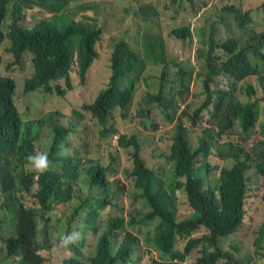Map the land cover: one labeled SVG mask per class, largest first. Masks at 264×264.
Returning a JSON list of instances; mask_svg holds the SVG:
<instances>
[{
  "label": "trees",
  "instance_id": "trees-1",
  "mask_svg": "<svg viewBox=\"0 0 264 264\" xmlns=\"http://www.w3.org/2000/svg\"><path fill=\"white\" fill-rule=\"evenodd\" d=\"M76 1L0 0V42L6 33L3 29L4 21L11 10L13 18L8 32H11L12 50L17 58L23 51L32 54L35 71L27 78V88L32 92L44 89L50 80L66 75L71 56L80 61L81 74L84 77L87 67L96 56L94 43L100 33L98 19L92 16H86L85 19L69 18L66 10ZM211 1L215 22H212L210 32L214 30L216 23L230 26V17L233 18L231 10L237 9V6L220 7L217 0ZM167 5L181 9L183 0H168ZM33 6L47 9L53 15L26 27L20 22V13L23 9ZM141 12L146 22L151 21V14H158L151 4L142 7ZM236 17H240L243 23H249L252 15L250 11L242 15L238 10ZM180 27L190 30L187 24ZM147 29L153 32L151 27ZM76 43L79 47L73 46ZM253 43L257 47L258 56L256 76L264 93V30H256ZM201 45L198 51L202 58L200 65L205 73L203 84L207 95L202 100L189 102L190 109L198 106L192 116L193 123L196 124L199 117L216 120L221 124L219 136L225 133L227 128H232L241 134L238 144H264V96L263 100L248 98L243 102L236 93L238 78L243 75V63L246 61L245 54L242 53L245 40L230 36L219 41L214 39L212 33L208 40H201ZM130 54L124 43L118 45L113 62L111 61V87L100 97H96L89 108L102 124L110 119L116 107L120 108L123 117H127L132 107L138 81L122 80L126 71L125 62ZM212 55H216L214 66L210 63ZM0 67V206L5 201V195L9 198V202L5 204L8 209L7 220L3 222L0 215V229L6 232L1 238L5 255L16 258L20 254L21 258L15 264H58L64 258H68L65 264H125L124 261L118 263L117 256L110 253L111 229L106 230L99 239V227L93 216L94 205L99 201L102 188L106 189L105 179L113 168L102 165L98 160L91 161L88 156L80 157L74 154L70 160L62 157L61 170L53 151L48 149L45 143L46 136L43 132L27 126L22 119L16 102L17 81L9 68L6 74L3 72L1 53ZM222 77L226 78L227 82ZM180 85L185 94L190 93L191 88L186 84V80L180 82ZM24 88L28 92L26 86ZM247 93L250 96L255 94L253 85H248ZM115 131L110 127L104 133ZM56 138L58 135L54 140ZM159 139L165 144L140 142L137 135L131 138L122 136L120 144L132 147L130 160L133 162L131 168H124L123 171L128 179L133 180L134 185L143 189L146 194H152L163 179L148 165L142 150L147 146L152 149L161 147L173 164L169 175L175 171L187 187L194 210L189 218L191 231L203 225L208 234L190 239L182 252L160 250L161 257L154 258V264H181L174 259L185 260L187 254L198 245L202 246V255L193 264H218V259L228 252L218 247L212 250L211 247L216 246L218 241L226 236L233 239L234 246L237 244L235 239L246 231V220L252 215V208L246 201L252 177L247 172L254 167L258 174L264 175V149L261 153H256L259 161L252 164L254 159L242 146L229 142L230 156L234 164L229 168H222L218 175H214L212 164L208 161L211 146L204 147L205 136L199 138L198 146L194 147L189 129L183 122L178 121L174 129L166 124L164 136H160L158 141ZM38 141L42 143L39 145ZM61 144L68 145L63 140ZM51 146L53 147V140ZM37 148H41L48 155L49 166L43 173L35 169L30 170L26 166L28 157L33 155L32 152ZM217 157H223L222 150ZM86 187L87 194L83 197L82 190ZM27 194H31L32 202L27 201ZM205 195L208 196V209L204 206ZM12 203H15V209L12 208ZM158 207L160 213L165 215L163 206ZM15 214V235L10 236L8 225L11 216ZM75 222L82 223L83 229L75 227ZM73 233L80 235L70 243L65 244L58 239V236ZM259 233L264 235V225L257 230L256 235ZM94 235L97 242L99 239L97 255L92 259L88 257L83 260L84 263L73 260L84 251L88 237L93 238ZM133 244L132 238L122 243L118 253L121 260L128 259ZM255 246H258V239ZM68 249L73 253L71 257ZM42 250L47 252V262L41 254ZM244 264H257L255 255L248 256Z\"/></svg>",
  "mask_w": 264,
  "mask_h": 264
},
{
  "label": "rangeland",
  "instance_id": "rangeland-1",
  "mask_svg": "<svg viewBox=\"0 0 264 264\" xmlns=\"http://www.w3.org/2000/svg\"><path fill=\"white\" fill-rule=\"evenodd\" d=\"M148 4L156 8L158 14H151V21L146 22L144 21V14L141 12V8L148 6ZM167 4L168 0H79L72 2L66 10L68 17L74 19H85L86 16L96 17L103 33L97 43L99 58L89 70L85 83L81 82L78 68L75 64L71 72L74 87L64 96L58 95L56 92H47L44 89L26 92L24 82L35 71L31 60L32 54L30 53V55L27 52L20 63H14L15 53L12 50V46L10 47L7 37L1 46L3 72L5 73L9 68V71L17 81L16 102L21 111L22 119L25 122L41 120L47 113L53 112L56 121L69 132L70 139L67 140V144H72L71 150L74 148L78 149L82 153H86L91 161L98 160L102 165L113 168V170L109 171L108 177L112 182L117 183L115 188L119 193L114 199L116 205H109L101 211L100 219L107 220L114 216H120L126 222L134 219V223L131 226L127 225V228L131 229L140 239L141 246L134 258L127 264H150L152 259L161 257V254L158 244L149 234V231L154 230L159 221L157 219L148 222L143 221L146 212L150 208L145 205L143 198L138 195L139 192L134 188L133 180L128 179L123 171L124 168H131L133 162L130 160L132 147L120 146L122 136L131 138L137 135L140 142H159V144L164 145L165 142L160 141V139L158 141V138L164 136L165 125L167 124L169 128L174 129L175 124L180 121L189 129L192 144L197 147L198 139L206 136V130L210 129L212 145L208 161L212 164L214 175H218L222 168H229L234 164V160L230 156L231 148L228 145L229 142L242 146L254 159V161H251L253 162L252 164H256L259 161L256 153H261L264 149V144L254 146L251 143L238 144L241 134L238 131H233L232 128H227L225 133L219 136L215 124L211 123L208 118L199 117L196 124L193 123L192 116H194L198 106L195 105L190 109L188 104L189 102L202 100L207 95L203 84L205 73L200 65L202 58L198 50L202 46L201 40L209 39L210 28L205 26V23L209 19L212 20V16L215 14L204 12L199 15V12L190 11L187 8L175 9V7ZM52 15L47 9L42 10L37 6H33L21 11L20 22L26 27H31L37 21L50 18ZM12 18V11L10 10L3 24V29L6 33L9 31ZM190 19L193 20L192 22L196 27L205 26L206 28L198 29L194 36H190L186 40H177L170 36L171 29L190 23ZM146 27H151L154 32H161L163 39L171 47V49H168L170 63L166 68L169 81L166 84V88L174 93V95H168V98L173 100L172 106L167 108L156 102L147 103V96L159 91L161 75L164 69L162 64L154 65L151 62H147L138 81L132 107L127 117H123L120 108L116 107L112 111L110 119L105 124H102L85 106L92 103L100 90L108 84L111 75V54L116 41L124 38L130 42L134 49L142 50V34ZM216 27V39L219 41H223V38L224 40L227 39L230 35L245 39L244 33L236 29L233 20L228 27H222L219 23H217ZM177 64H181L187 72L186 84L191 88L189 94L183 92L179 83L177 74L179 65ZM250 78L238 83L236 86V93L243 102L248 98L252 99L246 91V85L250 82ZM222 79L227 82L226 78L222 77ZM60 83L65 87L64 81H60ZM255 85L258 87L255 98L260 99L263 92L259 88L257 81H255ZM177 93L180 95H177ZM110 127H113L116 131L105 134L104 131ZM41 132L46 136L45 143L48 149L53 151L54 156L59 155L60 152L62 156L64 154V151H62L64 146L54 141L53 147L51 146L52 136L45 126L41 128ZM115 136H117V140H115ZM41 143L38 141L39 145ZM221 150L223 151V157L218 158L217 155L220 154ZM68 153L69 151L65 155L68 156ZM142 154L155 173L165 180L173 164L165 156L163 149L161 147L152 149V147L147 146L143 148ZM58 161H62L61 157L58 158ZM67 162L66 160L65 163ZM26 166L30 170L34 169L30 162L26 163ZM61 166L63 167V163H61ZM247 174L252 177L246 196L247 204L252 208V215L246 220V231L235 239L236 245L233 246V239L226 236L221 238L217 245L212 246L211 249L214 250L218 247L223 251L230 252L234 259L242 264H244L248 256L254 254L257 264H264V235L262 233L256 235L257 230L264 225V176H259L254 167L250 168ZM166 189L169 198L175 206L176 220L181 222L190 218L194 210L183 190L177 189L172 195L171 190L168 187ZM86 194L87 187L82 190V196L85 197ZM1 197L2 195L0 194ZM27 201L32 202L31 194H27ZM8 202L9 198L5 195V201L0 206V215L3 222L7 220L6 211L8 209L5 204ZM11 205L15 209V203ZM12 211L14 210L12 209ZM16 216L17 214L12 215L9 225L6 224L11 231L10 236L15 235ZM74 226L80 229L84 227L80 222H75ZM118 234L121 236L123 231H118ZM205 234H208V230L202 225L189 234L184 236L177 235L174 243L175 251H184L185 245L190 239L199 238ZM2 235V229H0V248L2 247ZM58 239H61V236H58ZM256 239H258L257 247L255 246ZM96 242L97 237L95 235L93 238L88 237L87 246L80 255L81 260H86L95 252ZM68 251L71 257L73 253L70 249ZM41 254L47 262L48 255L46 250H42ZM201 255L202 246L198 245L187 254L185 260L180 261L177 259L174 261L181 264H193ZM66 259L68 258L60 260L58 264H65ZM19 260L20 258L18 257L13 258L9 262L15 264ZM219 262L220 264H225L228 262V257L220 259Z\"/></svg>",
  "mask_w": 264,
  "mask_h": 264
},
{
  "label": "clouds",
  "instance_id": "clouds-1",
  "mask_svg": "<svg viewBox=\"0 0 264 264\" xmlns=\"http://www.w3.org/2000/svg\"><path fill=\"white\" fill-rule=\"evenodd\" d=\"M217 3L220 7H224V6L230 7V5L237 6V9L235 10L230 9L232 12V16H233V18L232 17L230 18H231V22L233 20V22L235 23L236 29L239 30L240 32H243L245 35V39H242L239 36H236V37L240 38L241 40H245V48L242 53H244L246 57V61L245 63H243V73H242L243 75L242 77L238 78V80L240 83L242 81L249 79L250 77H253V78H250L249 80L250 82L246 85V91H247V87L249 84L253 85L255 88V94L252 95L251 97H252V100H257L258 98H255V96L257 94L258 87L255 85V81L258 82L259 88L261 90L262 88L260 86L258 77L256 76V70L258 67V56H257V47L253 43V40L256 34V30L257 31L264 30V0H217ZM212 5H213V2L211 0H183V7L181 9L187 8V10L199 12V15H202V13L204 12H211L212 14H214L213 11L211 10ZM250 8H253V9L250 10ZM238 10L241 11L242 15H244L247 11H250V15H252L251 21L249 23H243L240 17H236V13ZM212 17H213L212 20L210 19L207 20V22L205 23V26L210 28L212 22H215L214 16ZM190 21L191 22L187 24L190 26V30H186L181 27H176L170 30V36L177 40H186L190 36H194L197 33L198 29H202L200 27H196L192 22L193 20L190 19ZM216 26H217V23H216ZM220 26L223 27L226 25L220 24ZM216 28L217 27H214V30L209 33V37L213 33L214 39L216 38ZM99 31H100L99 37L94 43V50L96 52V56L93 58L90 65L87 67L84 77H82V74H81L80 61L76 59L74 56H71L70 67L68 69L67 74L64 75L63 77L50 80L48 85L44 86L45 91L50 92V93L56 92L58 95L64 96L69 90H72L74 86L72 82L73 80H72L71 72L75 64L77 65L78 75L80 77L81 82L85 83L88 77L89 70L91 69L95 61L99 58V52L97 50V43L101 39V36L103 33L101 27L99 28ZM10 33L11 32H7L3 34V38L0 42V53H1V46L6 37L9 40L10 47L12 46V39H11ZM230 36H235V35H230ZM121 43H124L131 53L129 58L125 62L126 71H125L124 76H122V80L123 81H139L143 68L147 62H151L154 65L162 64L164 69L161 75L159 91L157 93L149 94L146 98V101L147 103L156 102L160 105H164L167 108L171 107L173 100L171 98H168V95H171V94L174 95V93L172 92V90H167L166 88V84L169 82L167 79L168 74H167L166 68L169 66V63H170V60L168 58V49H171V47L168 46L167 42L163 39L161 32H154V31L150 32L146 27L143 30V34H142V45H143L142 50L134 49V47L130 44V42L124 38H122V40H117L115 44L116 47L115 48L113 47L112 54H111L112 62H113V56L116 51V48ZM73 46L79 47L78 43L74 44ZM213 47H214V44H213ZM26 53L23 51L19 58L14 56V63H20ZM215 57L216 55H212L210 59V63L212 66H214L215 64ZM31 60H32V55H31ZM177 65H179V70L177 74L179 76V83H180L186 80L187 72L185 71V68L181 66V64H177ZM110 69H111V65H110ZM28 81L29 79H26L24 82V86H26V88H27ZM60 81H64L65 87L60 83ZM110 87L111 85H110V78H109L107 86L104 87L102 90H100L97 97H100ZM27 90L28 92H32L28 88ZM177 95L179 94L177 93ZM263 96H264V93H262V97L260 99L263 100ZM93 103L94 101L90 104H87L86 108L89 110V108H91ZM211 123L215 124L217 128V134L219 135L221 124L217 122L216 120L211 121ZM26 124L27 126L33 129H39V130H41V128L45 126L47 128V131L51 133L52 140L57 144L62 145L61 140L67 143V140L70 139L69 132L66 131V129L56 121V118L53 112L47 113L41 120H33L30 122H26ZM56 135H58V138L54 140V137ZM115 140H117V136H115ZM71 145L72 144H68L65 146L62 145L64 146V149L62 150L64 151V154L61 156V152H60L59 155L55 156L56 162L61 170H63L62 169L63 167L61 166L62 161L59 162L58 158L61 157L62 159V157H65L70 160L71 156L74 154H77L80 157L88 156L86 153H82L78 149L74 148L73 150H71L72 149ZM211 145H212V134H211V130L207 129L206 136L204 139V147H208ZM120 146L126 147L121 144ZM68 151L69 153L67 156L65 155V153ZM32 153L33 155H30L28 157V160L31 163L32 167L40 173L45 172L49 166V160H48L47 153H45V151L42 150L41 148H37ZM258 175L264 176L260 174ZM105 180L107 181L106 189L102 188V192L99 196V201L98 203H95L94 209H93V216L99 227V234H100L99 239L106 230L111 229V233L109 236L110 253L113 256H117L118 263L121 261H124V263L127 264L134 258V255L137 253L138 249L140 248L141 246L140 239L134 234L133 231H131V229L127 228V225L131 226L134 223V219L130 220L129 222H126L125 219L120 216H114L107 220L100 219L101 211H103L109 205H116V203L114 202V199L118 196V193H119L118 190L115 188V185L117 184L116 182L115 183L112 182L109 177L106 178ZM133 186L139 192L138 195L143 198L145 205L150 208V210L146 212L145 217L143 218V221L148 222L154 219H157L159 221L158 224L155 226V229L152 231H149L151 238L156 241L160 250H166L169 252H177L174 249V243L177 239V235L184 236L186 234H189L191 232V229L189 226V218L181 222H178L176 220L175 206H174L173 201L169 198L166 188L168 187L171 190L172 195H174V192L177 189L183 190V192L187 196V200L189 201L191 205V200L189 198L186 185L180 180V178L175 174V171H174L165 180L163 179V181L156 187V190H154L152 194L148 195L145 193L143 189L139 188L138 186L134 184ZM164 194L166 196L162 197ZM158 206H163L165 215L160 213ZM204 206L206 207V209H208V196L206 195L204 196ZM120 230L123 231V234H121V236L120 234H118V231ZM2 233L4 235L6 232L2 231ZM77 236H78V233L68 234V235L62 236L61 240L63 243L66 244V243H70L73 240H75ZM130 238L134 239V244L131 247L129 257L127 260H121L118 257V253L121 249L122 243L125 240H129ZM99 239L95 246V252L89 257L91 259L97 255ZM80 255L81 254H78L73 260L84 263L83 260L80 259ZM18 257L21 258L20 254H18L16 258ZM227 257H228V262H226L225 264H239V262L234 259L233 255L230 252L221 256L218 259V264H220L219 262L220 259H224ZM5 259H8V260H5ZM12 259L13 258H9L5 255L3 247H1L0 248V264H11L9 261ZM174 260H177V259H174ZM150 264H154L153 259Z\"/></svg>",
  "mask_w": 264,
  "mask_h": 264
}]
</instances>
